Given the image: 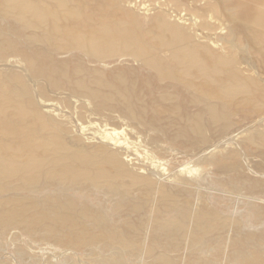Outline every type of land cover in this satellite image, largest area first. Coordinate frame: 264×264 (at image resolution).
<instances>
[{
    "label": "rangeland",
    "instance_id": "1",
    "mask_svg": "<svg viewBox=\"0 0 264 264\" xmlns=\"http://www.w3.org/2000/svg\"><path fill=\"white\" fill-rule=\"evenodd\" d=\"M50 2L26 0L25 12L32 17L27 24L16 20V13L0 11V81L18 71L20 83L30 90L29 98L36 99L40 93L42 99L57 105L59 125H45L46 135L58 132L76 146L83 141L86 147L99 153L106 150L126 161L130 155L146 169V173L136 172L150 180L151 188L135 191L130 185H121L109 195L96 190L82 174L76 186L65 181L48 182L47 178L26 191L9 189L10 201L24 203L30 208L26 216H33L31 220H16L12 227L0 228V264H264V90L260 95L264 89V66L258 72H248L243 64L246 60L241 58L239 69L255 76L258 84L252 85L256 91H252L248 102L240 94L225 104L219 98V86L210 80L215 87L203 85L201 81L206 77L195 73V65L203 55L201 50L177 51L173 59V52L155 35V22L163 15H167V20L184 18L190 24V13L196 11V6H190L189 0ZM5 3L0 0V6ZM51 9H56L54 21L41 15ZM34 10L39 14H34ZM200 24L191 25L192 31L187 33H206L208 30ZM222 24H218L217 34L227 32ZM137 36L144 48L135 57ZM205 56L214 61L210 52ZM43 59L54 65L50 72L57 71L49 79L40 71L32 75L23 68L22 60ZM168 63L172 69L163 73ZM226 66L229 71L235 68L232 64ZM231 73L234 79L243 80L235 70ZM223 77L229 79L227 75ZM244 81L247 91L249 82ZM190 83L199 85L197 89L204 94H197ZM192 92L197 94V101ZM94 93L106 100L103 107L99 99H90L91 95L96 96ZM129 106L132 110H127ZM214 111L219 113L216 117ZM64 129L67 132H62ZM112 133L114 137L109 135ZM99 138L108 140L106 144L115 139V146H120L104 147ZM153 169L158 172L153 173ZM159 173L181 180L162 183L155 175ZM13 194H19V198ZM61 202L76 218L74 227L85 245L81 242L75 248L76 241L57 239L41 229L42 219L37 216L43 218L41 212L48 204ZM195 205L203 209L202 214H193ZM55 206L49 208L50 212L45 211L43 220L48 219V214L53 217L51 210ZM172 218L175 231L172 236H164L160 230ZM25 224L30 226L31 230L26 226L29 232ZM121 229L128 233L126 244L112 239V233ZM151 233L164 237L151 243ZM229 237H233L231 242H227ZM249 237L255 238V243L246 241Z\"/></svg>",
    "mask_w": 264,
    "mask_h": 264
},
{
    "label": "bare ground",
    "instance_id": "2",
    "mask_svg": "<svg viewBox=\"0 0 264 264\" xmlns=\"http://www.w3.org/2000/svg\"><path fill=\"white\" fill-rule=\"evenodd\" d=\"M53 3H54V0H51L50 4H53ZM198 3H200L199 7H198ZM25 5H26V0H6L5 6L4 7L0 6V11L6 12V13L8 12L16 13L18 15L16 20L19 19V22H21L22 24H27V21H29V19H32V17L27 16L25 12ZM189 5L196 6V11H193V13H190V15L193 17V18L190 17L191 19L190 24L187 23L186 20H184V18L174 17V20H171L173 18L170 17L171 19L167 20V15L165 16L163 15L164 17L163 16L159 17V19L161 20H159L158 22H155L157 23L156 24L157 33H155V35H157L160 38V40L162 39L164 46L167 47V50L173 52V59H175V54L177 51L181 52L183 50L184 52H194L196 50H201L203 55H201L200 61L196 63L195 65L196 67L195 73H202L204 77H206L203 81H201L203 85H209V84L211 85V82H212L219 86L218 89L220 91L219 90L217 91L220 92L219 98H221V100L224 101L223 103L226 104L228 100H230L233 97H236L237 95L239 96L240 94H242L241 96H246V98H242V100L244 102L245 101L248 102V100H250L251 98L249 96L251 95L252 91H256V90H253V87H254L253 85H256L257 82L255 81V78H254L255 76L253 77L249 74L243 73L244 70L239 69L238 65L240 64L239 61H241V58H243L244 60H246L243 64H245L248 67L247 69L248 72H251V71L258 72L259 67L264 66V35H263L264 34V0H189ZM139 7L142 8V6L140 5ZM148 8L149 7H146L145 9L149 11L150 9ZM134 9H136V7ZM55 11L56 9H51L49 12L43 11L41 15L46 20L51 19L52 21H54ZM199 12H202V13L198 15ZM34 14L38 15L39 14L38 10H34ZM156 15H158V13ZM198 22L199 24L200 23L203 24L202 26L200 24V27H203L204 29L208 31L204 34L203 33L197 34V32L193 30V35L191 36L190 33L188 34L187 32L188 30L192 31L191 25L199 27L198 25H195V24H198ZM219 23H223L222 24V26H224L223 29L226 28L227 32L223 34L222 33L217 34L216 29ZM152 25H150V28ZM218 31H221V30L219 29ZM141 33L142 32H140V34ZM140 34H139V37H140ZM6 36L7 34L5 35V37ZM142 37L144 36L142 35ZM137 39H138V36H137ZM5 40L2 42H5ZM140 40L137 42V46L134 51L135 57L137 53L141 49L144 48L142 47ZM1 44L3 45V43ZM209 52L211 53V57L214 61L209 60L205 56ZM240 52L242 53L241 57L239 56ZM173 59L171 58V60ZM22 63H24L23 68L26 71H28L30 74L35 75L37 71H40L41 73L46 75L47 79L51 77V74H55V72H57V71L50 72V70L53 69L52 67H54V65L44 59L42 60V62L22 60ZM229 64H232L235 66V68L233 67L230 70L231 71L235 70L236 74L241 76L243 80L240 78L234 79L232 77L231 71L226 69L227 67L226 65H229ZM170 68L172 69V66L170 63H168V65L163 68V73H166ZM16 72L18 71H15V75L14 74L6 75L5 80L0 81V228H3V226L9 227L16 220H19V219H20V222H21V219L31 220L30 216H33V214L29 215V218L28 216H26L28 215L26 214V212L30 208H28L27 205H25L24 203L18 201L17 199L16 200L13 199L12 201H10V193L8 190L15 189L17 190V192H19V190L26 191L28 188H33L41 180H45L47 178H50V179H47L48 182L50 180V181H53L52 183L59 182L60 184V182L62 183L65 181L66 183L69 182V184H74L76 186L79 183V177L83 174V176L86 175L87 182L91 183L94 187H96L95 188L96 190L105 191L109 195L118 191L120 189L119 186L121 185H130V188H134L135 191L142 190V189L144 191V188L146 187L151 188L150 180L147 177H142L138 175V173L136 172V171H143L146 173V169L143 168L141 165H138L137 163H135L134 159H132L130 155L127 156V159L129 161H126L122 159L121 157H119L117 154H113L106 150L99 153L92 147H89V146L86 147L83 145V141L81 143L82 145L76 146L73 144L72 141L70 142V141L64 140L59 135L58 132L57 133L55 132L56 131L55 129H54L55 133H53V135H46L44 133V130L46 128L45 125H50L52 126V128H55L56 126L59 125L57 124V116L55 114L57 111V107H56L57 105L55 106L51 103H48L46 100L42 99L40 93L39 95H37L38 97L36 96L37 97L36 99H31V97L29 98L30 90L27 85H23L20 83L19 74H16ZM224 75H227L229 79L224 80V77H223ZM259 75L257 76L259 77ZM244 80H248L249 82V90L247 91L244 88V83H245ZM252 82H253V85H252ZM190 85L195 89L196 93L199 91L203 92V90L197 89L199 85L197 86L194 83H190ZM211 86L215 87V85H211ZM263 90H264L263 88L262 90H260V95H261V91L263 92ZM32 93H33V90H32ZM95 93L98 94V92H95ZM210 93H212V91ZM97 94H95L96 96L94 98H93L94 95L93 96L91 95L92 98L90 99H93L92 100L93 102L94 100L99 99ZM197 94L192 92V96L194 99L197 97ZM203 96L207 98L206 95H203ZM207 96H208V93H207ZM257 96L258 95H256V97ZM195 100L197 101V99ZM257 100H259V98ZM105 101H106L105 99H102V100L99 99V102L102 103V107ZM205 101H208V100H205ZM97 103L95 102L96 105ZM59 106L61 105L59 104ZM244 107H245V103H244ZM213 109H216V108H213ZM127 110H132V108H130L129 106ZM224 111L226 112V110ZM61 114H60V117H61ZM217 114L215 115V117L217 116ZM225 114L227 116V112ZM66 115H68L67 112H66ZM220 116H225V115H220ZM260 121L262 122V119ZM255 129H258V128L255 127ZM262 129H263V125H262ZM65 131L66 130L64 129V131L62 132H65ZM241 131L243 132V130ZM86 133H88V131ZM247 134L250 135L249 133ZM258 134L261 135L263 133L258 132ZM62 135H65V134H62ZM109 135H111V137H114L113 133ZM9 138H12V140L10 141ZM109 140L112 142H109L108 144H106L108 140L99 138L100 144L104 147L110 146V148H116L120 146V144L115 146L116 144V142L114 141L115 139L111 138ZM11 147L14 148L13 151H10ZM152 172L157 173L158 170L153 169ZM155 175L158 180L166 184L177 183L181 180V178H175L174 176H169L163 173H159ZM183 183H185V181H183L181 184ZM158 193H160V190L156 194ZM14 194H13L14 198H17L19 195V194L18 195H14ZM52 205H56L51 210V214H53V217L50 218L51 215L48 214V219L43 220V218L47 216L46 215L47 213L45 211L48 210L50 212L49 208H51ZM33 208H35L34 210L37 209L36 207H33ZM118 209H120V205L118 206ZM200 209H198V206H196V208H194L193 214L195 216L202 214L203 209L202 210ZM42 211L43 212L41 213H43V218L42 217L39 218L37 214H34V216L35 215L37 216L38 220L42 219V222H41L42 226L40 223V226L42 227L41 229H44L46 231H49V233L54 234L56 238L58 237L57 239H60L61 237H65L67 240L69 239V241L71 242L74 241L75 243L76 241L77 243L73 244L74 246L77 244H80L81 242H83L81 244H84L86 242V241H83L84 238L82 237V235L75 230L74 225H75L76 218H73V213L69 210L67 205L64 206L62 202L59 204L52 203V204H48V206H46ZM32 212L33 211L31 208V213ZM33 219L34 218H32V220ZM27 224L24 225L25 228ZM34 224H36V222ZM21 226L23 227V225ZM28 228H30V226ZM28 228H26V230ZM38 229L40 228L38 227ZM67 230H69L70 232L69 235L67 234L68 233ZM27 231L29 232V229ZM157 231L159 230L157 229ZM174 231H175V223L172 218L170 223L163 226L162 230H160V233L164 232L162 234L164 235L166 233L167 237H169L173 235ZM191 233H192V230L190 234ZM152 234L153 233H151V235ZM162 234L154 233L153 238L151 239V243H156L157 241H159L161 237L165 236V235L163 236ZM112 235H114L112 236V239L114 241H120L125 244L127 240L129 239L128 233H124L122 229H121V232L112 233ZM66 239L64 240V242L66 241ZM231 239H233V237L232 238L229 237L227 239L228 240L227 242H231L232 241ZM254 239L255 238H253V240ZM145 240H148V237L145 238ZM247 240L248 242L251 241L252 237L247 238L246 241ZM62 241L63 240L59 242L62 243ZM253 243L255 242L253 241ZM67 244L70 246L69 243ZM227 245H229V243ZM223 250H226V249H223ZM245 258H248V257H245ZM242 262H245V260ZM246 263H248V261Z\"/></svg>",
    "mask_w": 264,
    "mask_h": 264
}]
</instances>
